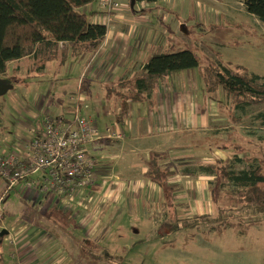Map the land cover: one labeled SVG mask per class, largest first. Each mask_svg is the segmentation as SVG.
<instances>
[{
  "label": "crops",
  "instance_id": "1",
  "mask_svg": "<svg viewBox=\"0 0 264 264\" xmlns=\"http://www.w3.org/2000/svg\"><path fill=\"white\" fill-rule=\"evenodd\" d=\"M138 7H142L137 13L140 15L134 13ZM79 10L89 14L92 23L106 25L103 43L94 53L73 56L59 67L55 76L50 74L53 77L47 92L35 89L31 100H27V95L11 98L21 120L16 122L13 144L0 145V151L27 143L42 129L45 115L66 121L72 118L71 97L84 73L81 113L94 120L99 135L88 145L89 154L98 164L96 178L93 185L83 187L72 197L51 185L47 170L21 178L10 188L15 189L19 200L13 213L7 206L3 207L7 180L0 176V231H7L0 236V264H103L94 258V242L102 243L111 254H121L122 262H134L138 255L148 254V246L158 252L156 247L166 243L132 238L137 234L132 233L131 224L123 222L127 215L152 214L149 202L157 206L158 213L166 210L170 214L182 201L180 198L187 199L186 194L194 199L210 194L206 188L208 178L189 176L190 171L180 168L178 162H184L183 167L196 164L203 156L197 150L190 154L187 144L200 139L196 136L217 135L215 127L224 119L218 108L220 91L206 92L202 82L194 80L193 68L170 72L154 91H146L144 98L128 100L122 115L119 98L108 90L120 78L139 74L151 55L177 51L187 45H180L177 31L167 30L166 16L151 18L145 14L155 10L175 17L172 13L175 11H160L158 1L135 2L131 8V0H121V7L113 12L104 10L99 0ZM170 19L173 24L174 20ZM109 126L121 132L123 138L105 137ZM182 134L192 138L186 140L180 137ZM195 144L203 146V143ZM222 150L220 147L214 152L215 157L225 158L226 152ZM154 154L161 156V167L174 171L162 186L146 174ZM46 222H52L47 226L53 232L44 229Z\"/></svg>",
  "mask_w": 264,
  "mask_h": 264
},
{
  "label": "rangeland",
  "instance_id": "2",
  "mask_svg": "<svg viewBox=\"0 0 264 264\" xmlns=\"http://www.w3.org/2000/svg\"><path fill=\"white\" fill-rule=\"evenodd\" d=\"M158 6L160 11L169 12L173 9L177 15L175 12H172L175 17L158 14L155 10L149 11L150 14L145 11L144 13L151 18L157 15L166 16L167 20L164 23L169 26L166 27L167 30L177 31L180 45L187 43L185 47L195 53L200 64L220 59L224 64L232 67L245 66L249 71L264 76V23L245 11L242 0H158ZM139 8L142 7L136 9L137 12H134L136 15L142 14H137ZM170 18L174 20L173 24H170ZM175 19L179 22L178 27L175 26L178 23ZM183 28L186 29L184 32ZM72 58L74 57L69 58L66 64ZM52 62L48 63L46 70L40 72L34 69L31 59L13 61L9 63L7 72L0 74V79L6 80L12 86L0 95V116H3L0 117L2 122L0 137H4L0 138V145L13 144L16 122L21 120L18 111L14 108L15 102L11 98L27 95V100H31L35 89L47 92L50 78L58 74L60 69ZM192 72L195 74L194 80L203 84L199 67H194ZM259 83H264V77ZM218 95L221 98L218 101V108L224 119L215 127L214 131L217 135L211 138L196 136L200 139L191 140L187 144L190 154L197 150L199 155L203 156L196 160V164L183 167L184 162H178L180 168L190 171L189 176L195 178L199 175L206 176L208 178L206 188L208 194L210 193L209 196L201 199H194L190 194H186L187 199L180 198L182 201L178 202L176 210L184 216H194L202 210L205 213L214 212L211 189L215 185L216 177L213 172H204L198 166L222 157L223 155L215 157L214 154L220 147L226 152V159L238 156L241 160L233 163L234 170L248 169L252 165H257L264 150V123L258 115L264 110L263 105H250L244 110L235 111L222 91ZM180 137L186 140L192 138L184 134ZM196 142L203 143V146H196ZM209 156L210 158H206ZM191 160L194 162L192 158L189 161ZM227 188L229 187L224 185L220 188V192L223 193L222 191ZM5 195L4 201L2 200L3 207L7 206L9 212L14 213L13 207L19 201L15 189L8 190ZM195 201L196 205H194ZM222 201L224 202L223 198ZM222 201L218 197L216 202L222 205ZM149 203L153 208H148L149 211H153L152 214L127 215L123 222L134 227L132 233L137 235L132 238H145L147 243L158 241L166 245L156 247L158 252L148 246V254L142 253L134 259V262L127 263V260L122 262L121 254L116 252L111 254L102 243L94 242V258L100 259L103 264H264V221L251 227L247 226L242 231L238 226L228 227L220 234L211 232L207 236L202 231L192 238L184 230L170 232L166 226L169 214L166 210L163 214L158 213L157 206L153 202ZM227 203L229 206H237L234 203ZM94 205L98 204L95 202ZM96 237L94 231V238Z\"/></svg>",
  "mask_w": 264,
  "mask_h": 264
},
{
  "label": "trees",
  "instance_id": "3",
  "mask_svg": "<svg viewBox=\"0 0 264 264\" xmlns=\"http://www.w3.org/2000/svg\"><path fill=\"white\" fill-rule=\"evenodd\" d=\"M92 1L0 0V74L7 72L10 62L25 58L31 59L34 69L42 72L49 62L61 67L73 56L94 53L103 43L107 27L92 23L89 16L79 10ZM242 4L245 11L264 23V0H242ZM194 67H199L205 91H222L235 111L250 105L264 107V83H259L263 75L245 66L232 67L220 59L200 64L195 53L186 47L151 55L139 74L129 79L120 78L108 86V90L119 98L123 115L128 100L144 98L145 92L154 91L170 72ZM258 115L264 123V110ZM160 158L159 154L152 156L146 174L162 186L174 171L161 167ZM235 161L241 162L234 156L198 166L216 177L211 189L214 212L190 217L172 210L166 222L170 232L184 230L193 238L202 231L207 236L211 232L220 234L228 227L238 226L242 231L264 221V150L258 164L248 169L234 170ZM224 185L229 188L221 193ZM218 197L220 201L224 199L222 205L216 202ZM227 202L237 206H229ZM49 223L46 222L44 229L53 232V228L47 226Z\"/></svg>",
  "mask_w": 264,
  "mask_h": 264
},
{
  "label": "built area",
  "instance_id": "4",
  "mask_svg": "<svg viewBox=\"0 0 264 264\" xmlns=\"http://www.w3.org/2000/svg\"><path fill=\"white\" fill-rule=\"evenodd\" d=\"M104 10L117 11L121 0H99ZM84 73L80 75L77 91L73 100L72 118L63 121L50 115L43 117L42 129L22 146L9 151H0V176L7 180L8 191L21 178L47 170L50 182L59 192L72 197L83 187L93 185L97 161L88 151L89 143L99 138L94 120L81 113L80 96ZM87 107V104H83ZM104 136L109 139H121L123 134L105 129ZM1 202V198H0Z\"/></svg>",
  "mask_w": 264,
  "mask_h": 264
},
{
  "label": "water",
  "instance_id": "5",
  "mask_svg": "<svg viewBox=\"0 0 264 264\" xmlns=\"http://www.w3.org/2000/svg\"><path fill=\"white\" fill-rule=\"evenodd\" d=\"M135 3V0H131V8H133V5ZM12 86L7 83L6 80L0 79V95L10 89ZM7 233L5 229L0 231V236H3Z\"/></svg>",
  "mask_w": 264,
  "mask_h": 264
},
{
  "label": "flooded vegetation",
  "instance_id": "6",
  "mask_svg": "<svg viewBox=\"0 0 264 264\" xmlns=\"http://www.w3.org/2000/svg\"><path fill=\"white\" fill-rule=\"evenodd\" d=\"M8 83V82H7Z\"/></svg>",
  "mask_w": 264,
  "mask_h": 264
}]
</instances>
